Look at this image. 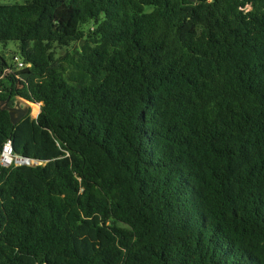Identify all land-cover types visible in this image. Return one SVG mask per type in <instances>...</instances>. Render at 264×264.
I'll use <instances>...</instances> for the list:
<instances>
[{"label":"trees","instance_id":"obj_1","mask_svg":"<svg viewBox=\"0 0 264 264\" xmlns=\"http://www.w3.org/2000/svg\"><path fill=\"white\" fill-rule=\"evenodd\" d=\"M10 41L0 264H264V0H0Z\"/></svg>","mask_w":264,"mask_h":264},{"label":"rangeland","instance_id":"obj_2","mask_svg":"<svg viewBox=\"0 0 264 264\" xmlns=\"http://www.w3.org/2000/svg\"><path fill=\"white\" fill-rule=\"evenodd\" d=\"M18 1L22 2L23 0H18ZM152 8H153L152 6H147L146 10L150 11V10H152ZM0 52L5 54L7 60L10 64H12L14 62L13 58L15 55L20 56L18 46H17V42H15V41H10L6 44L0 43ZM17 71H20V69H17ZM25 81H26V76L25 75H19V83H18L19 88H21L23 86V83ZM18 99H20L23 104L26 103V104L30 105V108L32 109L31 115L33 117H36L39 114L42 103L28 102L20 96L16 97V100H18ZM22 161H23L22 159H18L17 161L14 160L12 162V164H10V165H20V164H23V163H21Z\"/></svg>","mask_w":264,"mask_h":264},{"label":"built area","instance_id":"obj_3","mask_svg":"<svg viewBox=\"0 0 264 264\" xmlns=\"http://www.w3.org/2000/svg\"><path fill=\"white\" fill-rule=\"evenodd\" d=\"M15 68L14 70L17 71V69H24L27 66H29V64L25 63L21 58H19L18 56L15 57ZM11 69L7 68L6 72H10ZM7 153L8 158L10 159V161L6 162L4 159V155ZM17 159H22L24 161H22L21 163L23 164H28V165H39L41 164L40 160L37 159H31V158H26V157H22L19 155L14 154V149H13V144H12V140L9 139L4 147H3V151L0 154V162L2 164V166H11L10 164H12V162L14 160L17 161ZM21 165V164H20Z\"/></svg>","mask_w":264,"mask_h":264},{"label":"water","instance_id":"obj_4","mask_svg":"<svg viewBox=\"0 0 264 264\" xmlns=\"http://www.w3.org/2000/svg\"><path fill=\"white\" fill-rule=\"evenodd\" d=\"M1 110L9 111L10 118L13 124H18L30 112V105L22 103L20 99L16 100L14 104H9V99L1 101ZM2 166L0 162V167Z\"/></svg>","mask_w":264,"mask_h":264},{"label":"bare ground","instance_id":"obj_5","mask_svg":"<svg viewBox=\"0 0 264 264\" xmlns=\"http://www.w3.org/2000/svg\"><path fill=\"white\" fill-rule=\"evenodd\" d=\"M4 159H5L6 162L10 161V159L8 158L7 153L4 155ZM17 160H18V159H17ZM23 161H24V160H23Z\"/></svg>","mask_w":264,"mask_h":264}]
</instances>
